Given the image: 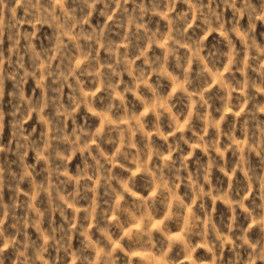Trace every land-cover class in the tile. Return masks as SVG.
I'll use <instances>...</instances> for the list:
<instances>
[{"label":"clouds","instance_id":"1","mask_svg":"<svg viewBox=\"0 0 264 264\" xmlns=\"http://www.w3.org/2000/svg\"><path fill=\"white\" fill-rule=\"evenodd\" d=\"M0 264H264V0H0Z\"/></svg>","mask_w":264,"mask_h":264}]
</instances>
